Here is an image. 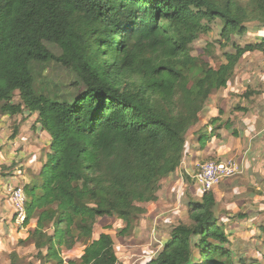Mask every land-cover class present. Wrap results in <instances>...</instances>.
Instances as JSON below:
<instances>
[{
  "label": "trees",
  "instance_id": "trees-1",
  "mask_svg": "<svg viewBox=\"0 0 264 264\" xmlns=\"http://www.w3.org/2000/svg\"><path fill=\"white\" fill-rule=\"evenodd\" d=\"M203 21L221 22L225 43L264 31V0H0V110L36 114L50 138L40 184L24 187V226L35 218L29 238L43 262L64 264L63 251L82 244L79 264H116L113 238L95 236L96 221L114 217L129 236L179 168L213 91L244 55L264 56L262 36L233 44L216 69L199 64L191 46ZM50 62L74 77L56 98L34 88L32 66ZM186 207L189 224L173 227L145 264H234L214 193ZM256 229L264 239V212Z\"/></svg>",
  "mask_w": 264,
  "mask_h": 264
},
{
  "label": "rangeland",
  "instance_id": "rangeland-1",
  "mask_svg": "<svg viewBox=\"0 0 264 264\" xmlns=\"http://www.w3.org/2000/svg\"><path fill=\"white\" fill-rule=\"evenodd\" d=\"M202 24L206 26L207 31L200 34L199 39L192 44L191 55L199 61V64L205 63L214 69L224 62V54L233 51V44L244 46L245 44L259 43L261 37L264 36V31L248 32L243 36H232L230 42L225 43L220 37L221 22L203 21ZM51 51L53 54L59 55L57 49L51 48ZM32 74L35 90L49 98L62 96L74 80L71 73L53 62L44 65L34 64L32 66ZM246 94L248 95L247 97ZM258 100L260 101L258 102ZM9 104L14 108L20 105L17 92L11 98ZM262 106L264 107V56L261 53L254 52L242 57L225 89L213 91L205 103L199 119L201 116H205L207 123H210V120H212L210 119L211 116H215V122L211 127L215 128L214 131L222 133V131L232 127L233 123H230V120H234L236 114L244 112L243 115H239L244 117L255 115L258 111L261 114ZM34 116L37 117L36 114L25 112L23 107H19V111L15 109L12 114L0 110V176L10 177L12 173L25 170V159L28 158L31 151L24 150L22 145L24 142L20 139L19 142H22L20 144L17 139L21 133H23L22 137H24L27 133L35 131ZM199 128H201L200 121L191 128L187 138L192 133L196 132L195 134H197V131L200 130ZM189 141L190 139L187 140V143ZM46 150H49L50 153V148ZM226 160L228 159L210 157L204 159L201 163ZM182 162L180 166H182ZM236 177L237 174L230 179L223 180L211 190L218 203V218L222 219L226 225L225 231L230 243L225 248L232 253L234 264H240L239 260L241 259L245 261V264H264V239L260 237L258 230L253 231L252 223L248 219L237 218L239 215L247 214H250L251 217H257L259 208H253V205L258 204L253 202L252 199L243 201L242 193L247 191L238 188V183L234 186V193L230 192L229 189L232 185L229 186L227 182H236ZM188 183L192 185L191 179H189ZM15 186L25 187L23 181L8 187ZM189 200L199 201L200 199L192 198L191 193L187 190L185 197L181 198V203L175 205L174 211L172 210L173 207H168L160 214L161 218L153 222L147 220L144 215L141 216L133 223V230L127 237L123 238L118 235L120 230L124 228V224L114 217L98 219L93 226V234L95 236L102 233L109 234L116 246L123 243L125 248L123 253L128 255H130L133 248L140 249L148 245L150 248H156L158 241L166 240L169 237L173 227L180 223L189 224L186 207V203ZM246 202H251L252 205H245ZM258 202L264 206V191L261 193ZM9 214L11 215H9L10 218H7V220L10 222L13 215L12 208ZM166 216L170 218L161 221ZM31 220L35 221V218ZM11 223L13 225L12 221ZM14 228L16 227L14 226ZM26 228H17L20 233L27 234V237L23 239L16 237V234L11 236L10 229L0 233V264H53L52 262L45 263L37 256L38 251L34 248L29 238L31 231L25 232L24 229ZM130 239H134L138 246L130 245V243L134 242V240L130 241ZM66 253L68 252L64 250L62 254L64 262L67 260ZM137 255L139 254H133L132 256ZM75 264L78 263L76 262Z\"/></svg>",
  "mask_w": 264,
  "mask_h": 264
},
{
  "label": "crops",
  "instance_id": "crops-1",
  "mask_svg": "<svg viewBox=\"0 0 264 264\" xmlns=\"http://www.w3.org/2000/svg\"><path fill=\"white\" fill-rule=\"evenodd\" d=\"M259 101L260 100H258V102ZM243 114L244 112L236 114L234 120H230V123H233L232 127L222 131V133L214 131L215 128L211 127L215 122V116H211L210 119L212 120H210V123H207V118L205 116L200 117V130L197 131V134H195L196 132L192 133L190 137L187 138V140L190 139V141L187 145V151L182 166H180L175 173L161 181L160 189L156 195L157 200L154 203L143 206L146 209V214L144 216L147 217V220L153 222L160 219V214L168 207H173L172 210L174 211L175 205L181 203V198L185 197V192L187 190L191 193L192 198L196 197L200 199L202 192L192 176L197 166L204 159L217 157L234 160L238 164L239 171L236 182H227L229 186L232 185L229 190L234 193V186L238 183V188L247 191L246 193H242L244 198L243 201L252 199L253 202L258 204L253 205V208H259L257 211L259 215H257V217H251L250 214L243 215L245 216L243 219H248L252 223L253 231L257 230L256 228L263 222L264 212V206L258 202L261 193L264 191V107L263 110H261V114H259L258 111L255 115L250 117L239 116ZM36 119L37 117L34 116L36 124L35 131L27 134L25 133L26 135L24 137L26 139L22 137L23 133H21L18 135L17 139V142L20 144L24 142L22 144L24 150L31 151V154L25 159V170L12 173L10 177L0 176V233L10 229L11 236L16 234V237L22 239L27 237V234L25 235L17 231V227L14 228L11 221L9 222L7 220V218H10L9 215H11L9 214L11 205L7 192L10 189L8 186H13L20 181H23L24 185L32 181H36L37 183L41 182L40 172L46 156L49 153V150L46 149L49 148L50 138L46 132L41 131L39 126H37ZM20 139L22 142H19ZM202 144L203 147H201ZM189 179H191L192 185H189ZM245 205H252V203L246 202ZM167 218L169 219L170 217L166 216L161 221ZM35 221H30L27 228L24 229L25 232L34 229ZM132 240L134 239H130V241ZM165 241V239L158 241V246L156 248H150L149 245L140 249L133 248L130 255L123 253L125 250L123 243L117 246L114 244L117 252V263L145 264L161 251ZM130 245L138 246L135 240L133 243H130ZM83 248L84 246L82 244H77L72 251L66 253L67 260H65L64 264H68L69 261L79 264L78 261L82 255ZM133 254L139 255L132 256Z\"/></svg>",
  "mask_w": 264,
  "mask_h": 264
},
{
  "label": "built area",
  "instance_id": "built-area-1",
  "mask_svg": "<svg viewBox=\"0 0 264 264\" xmlns=\"http://www.w3.org/2000/svg\"><path fill=\"white\" fill-rule=\"evenodd\" d=\"M238 164L234 160L207 161L199 164L192 178L202 193L209 192L225 179L238 174ZM12 208L13 225L18 229L25 228L27 197L23 186H15L8 190ZM118 264V263H116Z\"/></svg>",
  "mask_w": 264,
  "mask_h": 264
}]
</instances>
